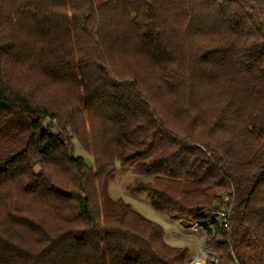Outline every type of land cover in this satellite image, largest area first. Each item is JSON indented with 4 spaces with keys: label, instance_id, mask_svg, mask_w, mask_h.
Returning a JSON list of instances; mask_svg holds the SVG:
<instances>
[{
    "label": "trees",
    "instance_id": "1",
    "mask_svg": "<svg viewBox=\"0 0 264 264\" xmlns=\"http://www.w3.org/2000/svg\"><path fill=\"white\" fill-rule=\"evenodd\" d=\"M117 162L217 264H264V0H0V264H187Z\"/></svg>",
    "mask_w": 264,
    "mask_h": 264
},
{
    "label": "rangeland",
    "instance_id": "2",
    "mask_svg": "<svg viewBox=\"0 0 264 264\" xmlns=\"http://www.w3.org/2000/svg\"><path fill=\"white\" fill-rule=\"evenodd\" d=\"M75 143L76 153L84 156L86 161L92 165L93 156L84 151L77 141ZM116 167V177L109 187L112 197L125 199L143 215L161 224L165 230V240L168 243L177 246H189L191 252L187 258V264H207L208 262L217 264V257L210 252V248L205 242V231L198 230L197 225H193V227L185 225L180 217L174 218L154 210L151 201L146 196L135 194L127 188L128 184L148 180L149 177L140 175L133 168H122L118 162ZM200 253H204V256H201Z\"/></svg>",
    "mask_w": 264,
    "mask_h": 264
},
{
    "label": "built area",
    "instance_id": "3",
    "mask_svg": "<svg viewBox=\"0 0 264 264\" xmlns=\"http://www.w3.org/2000/svg\"><path fill=\"white\" fill-rule=\"evenodd\" d=\"M224 199L228 200V197H224ZM212 214L217 220H219L224 225L226 226L229 225V215H230L229 211L220 208L218 210L212 211ZM197 229L200 230L198 227Z\"/></svg>",
    "mask_w": 264,
    "mask_h": 264
},
{
    "label": "bare ground",
    "instance_id": "4",
    "mask_svg": "<svg viewBox=\"0 0 264 264\" xmlns=\"http://www.w3.org/2000/svg\"><path fill=\"white\" fill-rule=\"evenodd\" d=\"M201 256H204V253H200ZM197 259L201 258V257H195Z\"/></svg>",
    "mask_w": 264,
    "mask_h": 264
},
{
    "label": "water",
    "instance_id": "5",
    "mask_svg": "<svg viewBox=\"0 0 264 264\" xmlns=\"http://www.w3.org/2000/svg\"><path fill=\"white\" fill-rule=\"evenodd\" d=\"M210 252L212 253V251L210 250Z\"/></svg>",
    "mask_w": 264,
    "mask_h": 264
}]
</instances>
